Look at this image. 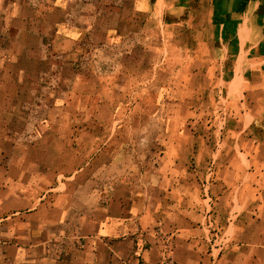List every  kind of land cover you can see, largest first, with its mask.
I'll list each match as a JSON object with an SVG mask.
<instances>
[{
	"label": "crops",
	"instance_id": "0c3cea01",
	"mask_svg": "<svg viewBox=\"0 0 264 264\" xmlns=\"http://www.w3.org/2000/svg\"><path fill=\"white\" fill-rule=\"evenodd\" d=\"M5 2L0 264H264V0Z\"/></svg>",
	"mask_w": 264,
	"mask_h": 264
},
{
	"label": "rangeland",
	"instance_id": "374dc122",
	"mask_svg": "<svg viewBox=\"0 0 264 264\" xmlns=\"http://www.w3.org/2000/svg\"><path fill=\"white\" fill-rule=\"evenodd\" d=\"M65 1L72 3V6H79L83 5V3L87 0H77V5L74 4V0H6L5 3H3L4 8H2L1 10L3 11H8L10 10L14 16H12V19L14 17V19L11 21V26L13 25V34H15L16 32H18L19 27H21V21L24 23L25 21H27L28 23L26 24L30 29L33 28L36 31L39 32H43L44 33V42H48L51 38V29H52V25L54 24V21L56 18L54 17H48L47 16L43 19L42 15H38L39 12L42 13H47V12H51L53 11L54 7L57 6L58 2L64 3ZM89 1H93L96 4H99L101 0H89ZM32 18L38 17L39 21H33L31 20ZM58 18H61L58 17ZM27 19V20H26ZM34 24H33V23ZM34 25V26H33ZM12 28V27H11ZM32 29L33 32H35ZM94 45V44H93ZM83 57V55L81 56V58ZM143 66H145V64H143ZM77 70H79V72H82L83 74H86V76L90 79L91 81H93V78L95 79L96 77V73L98 72L96 69H90V68H78ZM150 69L146 68V67H141L140 72L144 73L146 71H148ZM99 74V72H98ZM93 77V78H92ZM93 85H78V91L80 92H88V91H93ZM43 107L41 108V110L43 111L42 114L41 113H37L34 114L30 113L31 115L26 119V121H24L23 119H21V113H17L14 117V119H17L15 122L17 124H21L24 122H28V123H37L39 122V119L42 118L43 116H45L46 118H48L49 116V112H50V108L52 106L51 101L49 100V98H45V100L42 102ZM26 118V117H25ZM45 118V119H46ZM20 134V133H19ZM48 134L50 133H45V148L43 149H35V148H31L29 147L28 149H24L22 151V148L17 149V153L18 154H27L29 156H41L44 157L45 159V164H44V168L47 171L50 168H56V167H61L63 169L66 168V170H72L73 166H75L74 168H77V170H79L82 166H85V163L82 161V159H80V155H78V159L75 165L73 164H69L64 163L62 165L60 164H54L53 163V156L56 155L58 153V149L56 147H53V145H57L58 142H54L52 139H50L48 136ZM21 135V134H20ZM30 139V138H29ZM63 140V139H60ZM65 149H59V151L61 152V154L63 153ZM100 182V181H99ZM126 264H132V263H128L126 262Z\"/></svg>",
	"mask_w": 264,
	"mask_h": 264
},
{
	"label": "built area",
	"instance_id": "2783aa9c",
	"mask_svg": "<svg viewBox=\"0 0 264 264\" xmlns=\"http://www.w3.org/2000/svg\"><path fill=\"white\" fill-rule=\"evenodd\" d=\"M212 171V170H211ZM211 173V172H210ZM223 247V244H218L217 246H216V249H221Z\"/></svg>",
	"mask_w": 264,
	"mask_h": 264
}]
</instances>
